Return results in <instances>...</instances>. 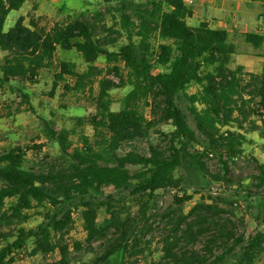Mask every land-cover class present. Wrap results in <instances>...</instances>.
I'll return each instance as SVG.
<instances>
[{
	"label": "trees",
	"instance_id": "obj_1",
	"mask_svg": "<svg viewBox=\"0 0 264 264\" xmlns=\"http://www.w3.org/2000/svg\"><path fill=\"white\" fill-rule=\"evenodd\" d=\"M104 1L115 3L106 8L117 13L111 26L104 24L103 12L84 10L67 14L50 29L33 17L26 23L25 16H20L5 30L9 13L19 10L25 0H0V50L7 52L0 65V86L17 79L36 84L40 71L56 64V51L61 49L79 53L87 69L80 72L75 62L59 61L53 89L62 82L67 90L88 87L93 92L96 83L98 88L96 112L89 118L93 139L82 134L76 145L71 139L74 131L56 129L43 120L48 138L57 142L67 157L65 164L46 160L28 166V148L20 145L0 151V242H5L0 247V264L15 263L16 253L26 248L31 238V256L58 254L59 258L43 264H72L67 236L74 228L73 208L79 203L86 207L82 211L86 242H105L91 264H104L118 252L133 257L121 264L137 263L144 253L139 246L143 240L138 228L141 220L128 213L124 216L120 208L109 204V217L100 223L89 198L108 188L149 195L158 189H177L182 180L175 171L188 160L203 175L231 182L232 165L243 154L246 122L252 130L260 128L250 119L264 117V67L260 73L245 72L242 65L231 68L238 48L228 31L211 28L207 22L189 25L192 10L184 0ZM122 35L129 41L127 49L110 50ZM241 37L255 49L264 45V34L247 32ZM102 56L105 68L96 64ZM158 65L164 70L155 72ZM106 72L113 73L118 83L103 77ZM68 78L75 80V86H69ZM127 86L130 90L122 98L121 108L113 111L111 91ZM191 87L197 89L189 93ZM21 95L30 103L29 94ZM182 95L189 102L195 128L178 103ZM162 124L173 126L164 134L165 146L149 143L146 154L136 149L121 151L124 144L148 139ZM261 131L264 137V129ZM209 156L221 161L215 174L204 161ZM253 161L254 185L264 188V163ZM192 197L185 192L176 195L174 205L163 214V264H220L238 247V264H264V233L259 231L246 240L237 232L230 220L236 210L234 202L203 196L184 212V204ZM46 205L54 209L47 221L27 229L24 224L31 219L30 211ZM200 239L204 245L195 249ZM73 245L75 250L82 247L79 241ZM218 249L221 252L217 253Z\"/></svg>",
	"mask_w": 264,
	"mask_h": 264
},
{
	"label": "rangeland",
	"instance_id": "obj_2",
	"mask_svg": "<svg viewBox=\"0 0 264 264\" xmlns=\"http://www.w3.org/2000/svg\"><path fill=\"white\" fill-rule=\"evenodd\" d=\"M143 1V0H138ZM115 3H107L104 0H73L71 1L70 10L66 13H79L84 10L91 12H103L104 24L111 26L115 22L117 13L113 9L106 11L109 6H114ZM24 12L12 11L5 23V30L12 27L17 17ZM66 13H62L59 21L65 19ZM54 22H47L43 27L50 29ZM104 34V32H101ZM234 39V38H233ZM237 41L238 53L233 56L230 64L231 68L237 65H243L245 72L260 73L264 67V59L257 56V51L248 47L243 39H234ZM128 39L122 35L117 43L108 48L112 51H123L128 47ZM264 54V50H262ZM7 52L0 50V65L3 62ZM61 60L72 61L77 65V69L83 72L87 69V64L82 56L75 50L58 49L55 55L56 64L50 69L40 71L36 84L22 82L21 80H12L11 82L0 86V151L9 149L15 145H20L28 148L27 165L45 164L46 160L65 164L67 157L61 152L59 144L50 140L44 131L43 120H49L56 129L67 128L74 133L71 136L74 144H80V136L87 135L93 139L94 130L89 123V118L96 112L95 96L97 94V83L94 85L93 92L89 88L82 91L67 90L65 82L54 90L53 81L54 74L58 70L57 63ZM97 66L105 68L106 61L102 56L97 61ZM122 66V64H121ZM209 69V67L207 68ZM164 68L160 65L156 66L155 72L162 71ZM1 75V69H0ZM103 77L113 80L118 83V78L113 73H103ZM67 83L70 87L75 86V80L68 78ZM197 88L191 87L188 92H194ZM130 90V87L116 88L111 91L113 99L112 110L117 111L121 108V100ZM27 93L30 96V103H25L21 93ZM178 103L188 115V120L192 127L195 128L193 117L188 110V100L182 95ZM32 106L33 110H30ZM145 114L149 116V108L145 109ZM79 118L82 121L79 123ZM251 122H255L260 128L252 130L249 122H246L245 142L243 143V154L237 160V163L232 165L231 182H223L213 180L210 176L203 175L197 165L192 161H186L182 166L178 167L175 175L182 180L181 186L177 189H158L152 195L143 194L141 191L116 192L111 188L105 189L102 194L94 195L89 198L90 206L98 211V222H103L109 217L108 206L113 205L117 209L123 211V215L130 214L140 221L139 236L143 240L139 246L144 250V253L139 256L135 264H163L162 260V243L161 238L164 234L163 214L166 209L174 205L176 195L182 196L185 192L193 197L183 206L184 212H188L200 199L211 196L212 198H223L227 201L234 202L236 210L230 220L234 223L237 232L243 234L248 240L257 232L264 233V188L255 187L253 175V160L264 163V117L253 116ZM173 130L170 124H162L156 130L150 132L148 139L137 140L132 144H124L122 152L136 149L142 154L148 152V144H159L165 146L167 138L164 134H168ZM198 148V147H196ZM195 148H191L193 151ZM207 166L211 173H217L221 167V161L215 156L205 158ZM135 169V168H134ZM2 182L0 181V186ZM11 201H7V205ZM86 207L82 203L77 204L73 208L72 217L74 220V228L67 236V242L71 246L72 264H91L95 257L104 249L103 240H95L91 244L86 242V232L83 228L82 211ZM54 209L49 206L36 207L30 211L31 219L24 224L27 229L35 228L44 221H47V215ZM227 217V216H225ZM110 238L113 236L110 234ZM12 239H9L11 241ZM79 241L82 244L80 250H75L74 242ZM5 244L0 242V247ZM204 245V240L200 239L194 245L195 249H201ZM33 247V239L27 241L26 248L16 253L17 261L13 264H43L47 259L59 258L58 254L49 255L47 258L41 254L35 256L30 255ZM221 252L220 249L217 253ZM241 254V249L238 247L220 264H238V259ZM264 261V255L261 258ZM133 260V257L124 255L123 252H118L112 255L104 264H121L123 261Z\"/></svg>",
	"mask_w": 264,
	"mask_h": 264
},
{
	"label": "crops",
	"instance_id": "obj_3",
	"mask_svg": "<svg viewBox=\"0 0 264 264\" xmlns=\"http://www.w3.org/2000/svg\"><path fill=\"white\" fill-rule=\"evenodd\" d=\"M71 1L73 0H25L23 6L14 11L21 12L24 8V12L17 19L20 16H25L26 23H28L30 17H33L40 26L47 22H54L55 24L61 22L59 20L62 13L70 10ZM184 1L192 10V16L187 19L189 25L196 26L201 22H207L211 28L224 29L229 32L230 40L236 45L237 41L234 39L242 40L241 34L243 33L257 32L264 34V0ZM67 14L72 13L67 12ZM248 47L255 49L250 45ZM255 50L257 51L256 55L263 60L262 50H264V45Z\"/></svg>",
	"mask_w": 264,
	"mask_h": 264
},
{
	"label": "built area",
	"instance_id": "obj_4",
	"mask_svg": "<svg viewBox=\"0 0 264 264\" xmlns=\"http://www.w3.org/2000/svg\"><path fill=\"white\" fill-rule=\"evenodd\" d=\"M88 1H90V0H88ZM189 2H192L191 0H189Z\"/></svg>",
	"mask_w": 264,
	"mask_h": 264
}]
</instances>
